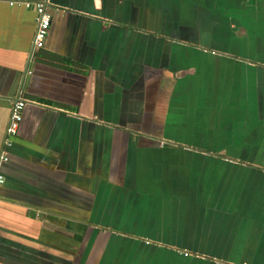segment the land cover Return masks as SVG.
I'll return each mask as SVG.
<instances>
[{
	"label": "crops",
	"instance_id": "obj_1",
	"mask_svg": "<svg viewBox=\"0 0 264 264\" xmlns=\"http://www.w3.org/2000/svg\"><path fill=\"white\" fill-rule=\"evenodd\" d=\"M2 151L0 264H264V0H0Z\"/></svg>",
	"mask_w": 264,
	"mask_h": 264
},
{
	"label": "built area",
	"instance_id": "obj_2",
	"mask_svg": "<svg viewBox=\"0 0 264 264\" xmlns=\"http://www.w3.org/2000/svg\"><path fill=\"white\" fill-rule=\"evenodd\" d=\"M15 2L21 3V1H15ZM23 3L25 4L26 7L34 6L39 13L38 27L36 29L34 36V47L41 48L45 45V41L48 35V30L52 19L51 14L46 11L45 6L42 2L24 1ZM26 104H27L26 99L22 97H19V99L15 101L6 128L8 137L17 134L20 122L22 120V110L26 106ZM8 142L9 140L6 141V143ZM7 159H8L7 154L4 151H2L0 154V162L6 161ZM3 182H4V175L0 172V186L2 185Z\"/></svg>",
	"mask_w": 264,
	"mask_h": 264
},
{
	"label": "rangeland",
	"instance_id": "obj_3",
	"mask_svg": "<svg viewBox=\"0 0 264 264\" xmlns=\"http://www.w3.org/2000/svg\"><path fill=\"white\" fill-rule=\"evenodd\" d=\"M205 50H207V49H205Z\"/></svg>",
	"mask_w": 264,
	"mask_h": 264
}]
</instances>
